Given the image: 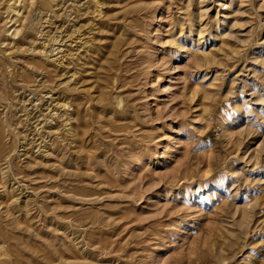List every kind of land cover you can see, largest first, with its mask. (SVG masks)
Returning <instances> with one entry per match:
<instances>
[{"label":"rangeland","instance_id":"obj_1","mask_svg":"<svg viewBox=\"0 0 264 264\" xmlns=\"http://www.w3.org/2000/svg\"><path fill=\"white\" fill-rule=\"evenodd\" d=\"M0 264H264V0H0Z\"/></svg>","mask_w":264,"mask_h":264}]
</instances>
